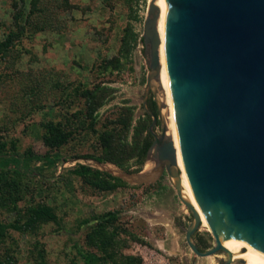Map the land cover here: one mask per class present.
<instances>
[{"label": "rangeland", "instance_id": "rangeland-1", "mask_svg": "<svg viewBox=\"0 0 264 264\" xmlns=\"http://www.w3.org/2000/svg\"><path fill=\"white\" fill-rule=\"evenodd\" d=\"M149 2L0 0V45L10 37V44L0 49V142L7 152L30 150L36 159H23L24 164L38 173L20 178L17 207L2 208L0 221L22 223L34 207L47 206L62 218L64 227L40 223L9 231L0 241V258L6 264H71L77 240L106 264H122V256L133 258L135 264L227 260L223 252L200 258L188 248L185 230L193 218L165 170L146 183L120 178L121 173H149L155 167L152 155L138 172L133 161L125 160L135 128L144 120L149 67L141 38ZM85 91H97L89 105ZM156 95L166 104L161 83ZM149 98L155 101L152 92ZM161 113L169 123V109ZM90 115L96 116L94 126ZM48 122L63 129L66 142L59 148L42 141V125ZM153 131L161 133L159 121ZM103 134L110 138L101 140ZM109 155L130 168L92 159ZM76 164L109 173L127 185L101 190L70 173ZM109 211L117 213L111 225L100 217ZM201 224L196 235L210 249L214 242L207 232L213 237L215 232ZM97 226L100 235L90 244L87 235ZM76 264L82 263L76 259Z\"/></svg>", "mask_w": 264, "mask_h": 264}, {"label": "water", "instance_id": "water-1", "mask_svg": "<svg viewBox=\"0 0 264 264\" xmlns=\"http://www.w3.org/2000/svg\"><path fill=\"white\" fill-rule=\"evenodd\" d=\"M166 15L165 54L181 157L195 200L208 228L219 231L238 251L264 261V0H159ZM159 16L148 5L143 43L149 71L143 96L153 141L148 150L154 169L121 173L123 180L146 183L168 173L176 196L193 221L185 241L200 258L225 253L216 237L200 251L192 235L201 220L183 198L165 104L159 83ZM152 92L158 117L146 107ZM161 133L155 134L157 122ZM211 236V237H210ZM243 261H237L241 264Z\"/></svg>", "mask_w": 264, "mask_h": 264}, {"label": "trees", "instance_id": "trees-1", "mask_svg": "<svg viewBox=\"0 0 264 264\" xmlns=\"http://www.w3.org/2000/svg\"><path fill=\"white\" fill-rule=\"evenodd\" d=\"M141 41L143 39L141 38ZM143 43V42H142ZM10 44V37L0 45L7 47ZM97 91L84 92V96L88 105L92 103L96 97ZM148 109L158 117V111L155 101L149 98L147 101ZM144 120L139 124V129L135 128L133 141L129 142L130 152L128 158L125 160L129 162L133 161V165L136 167V172L140 171L147 158L148 150L152 144L153 138L148 132V125L151 121L150 117L144 112ZM90 125L94 126L96 122V116H91ZM132 118L129 117V123L126 128L130 129ZM44 132L42 133V141L44 145L49 148H59L66 142V137L63 129L48 122L42 125ZM110 138L107 134L101 135V140L105 141V137ZM138 137V139H137ZM126 141V137H120L119 141ZM108 145V144H107ZM6 145L0 142V210L6 208L12 204L13 207H17V197L19 196L20 178L26 175H38L34 168L24 164L23 159L28 161L35 160L32 152L26 151L23 154H18L15 151H5ZM123 158V157H122ZM91 159V158H90ZM98 162H115L120 168L128 169L124 167L122 160H115L111 155L105 158H92ZM127 165V162H126ZM70 173L75 177L81 178L84 182L94 185L101 190H112L115 188L126 187V183L121 179L110 175L109 173L101 172L96 169H92L89 166L83 164H76ZM101 219L103 223L112 224L117 220V213L109 211L102 214ZM40 223H51L58 229L63 230V220L57 216L51 208L47 206H36L29 211L28 217L22 223L11 222L4 223L0 221V241L3 240L9 231H25L35 228ZM100 235V228L97 226L90 234L87 235V240L90 244H93ZM201 240V239H200ZM73 248L75 250V257L72 259L71 264H76V259L80 260L82 264H106L104 259L90 251H86L79 241L73 242ZM122 264H135V260L128 256H122ZM0 264H6L0 258Z\"/></svg>", "mask_w": 264, "mask_h": 264}, {"label": "bare ground", "instance_id": "bare-ground-1", "mask_svg": "<svg viewBox=\"0 0 264 264\" xmlns=\"http://www.w3.org/2000/svg\"><path fill=\"white\" fill-rule=\"evenodd\" d=\"M151 1V0H150ZM155 6L158 8L159 16L157 20V32L159 35L160 45L158 49L159 54V64H160V70H159V84L161 83L163 90L166 95V104L165 107L169 109V123L167 120V128H168V135L171 137V149L174 152V160L177 166V169L179 170V178H180V187L182 196L184 199H186L194 211L198 214L200 220L203 223H207L205 219V214L197 204L195 197L193 195L191 186L189 184L184 164L181 157V149H180V143L178 140V135L176 131V124H175V115H174V105L171 95V89H170V80L167 70V63H166V54H165V42H166V15L165 10L160 3L159 0H155ZM167 105V106H166ZM171 131V132H170ZM202 226V224H201ZM215 237L220 242L221 246L229 253L231 254L230 260L234 264H238L237 261H243L244 263L241 264H264V261L261 259H258L252 255H248L245 253H242L235 249L219 232L214 230Z\"/></svg>", "mask_w": 264, "mask_h": 264}, {"label": "flooded vegetation", "instance_id": "flooded-vegetation-1", "mask_svg": "<svg viewBox=\"0 0 264 264\" xmlns=\"http://www.w3.org/2000/svg\"><path fill=\"white\" fill-rule=\"evenodd\" d=\"M147 156H148V154H147ZM197 232V231H196ZM196 232L192 235V239H193V241H194V243L196 244V246H197V248L200 250V251H206V250H208V249H206L203 245H204V240H203V238L201 237H199L198 238V236L196 235ZM201 239V240H200ZM224 262H222L221 264H223ZM249 264H251V263H249Z\"/></svg>", "mask_w": 264, "mask_h": 264}]
</instances>
